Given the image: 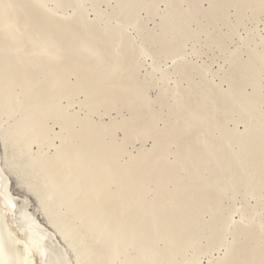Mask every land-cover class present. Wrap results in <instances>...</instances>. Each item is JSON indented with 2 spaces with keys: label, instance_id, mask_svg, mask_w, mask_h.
I'll list each match as a JSON object with an SVG mask.
<instances>
[{
  "label": "rangeland",
  "instance_id": "rangeland-1",
  "mask_svg": "<svg viewBox=\"0 0 264 264\" xmlns=\"http://www.w3.org/2000/svg\"><path fill=\"white\" fill-rule=\"evenodd\" d=\"M0 7L2 18L15 17L13 22L10 17H7L12 22L10 23L8 19L7 26L4 24L5 20V22L0 20V25L4 24L3 30L5 29V31L1 30L0 26L1 33H15L14 36L5 35V39L8 40H3L0 35V41H5V43L0 42V54L2 55L0 57L2 64H0V92L7 93V95L0 94V167L4 172L2 175L4 174L9 180L8 187L16 198V205L18 203V207L27 208L31 217L36 218L39 224L49 231L51 239L49 238L48 245L52 246L51 248L56 247L58 251L59 249L63 251L59 254L55 252V249L56 255L58 253L62 255V258L63 255H67L66 260H72L70 264H76L77 260L80 264H264V0H0ZM61 24L63 26H60ZM11 38L16 39L15 42H12L14 40ZM80 42L85 45L83 46ZM89 48H94L92 50L96 53L90 51ZM78 54L79 57H77ZM15 56L21 57L17 58L19 61ZM63 56L72 62L62 58ZM6 57L13 58L9 60ZM7 61L9 64L6 63ZM15 61L18 65L11 64ZM59 65L65 67L62 69ZM20 67L25 68V71ZM43 67H46V70ZM19 68L23 72L18 71ZM1 69L2 71L4 69V72ZM8 69L10 71H6ZM79 69L83 71L79 72ZM29 70L32 73L31 76L36 75V77H31ZM58 71L61 74L56 73ZM40 72H43V75ZM80 73L86 76H81ZM20 74H23L22 77L25 74L29 76L25 75L24 81ZM14 75L17 76V80L19 77L26 83L21 80L17 81ZM43 76L48 82L42 79ZM112 76H116L119 81ZM87 77L92 78L86 79L85 82L84 79ZM110 78L111 81L112 79L115 81L111 82ZM1 79L9 80L2 82ZM77 79L80 81L78 82ZM31 81L35 82L34 87L33 84H29L27 88L26 85ZM5 82H8V85ZM15 82L18 83L15 84ZM37 82L40 84L37 85ZM87 82H89V87L94 86L98 90L106 85L109 87V83L111 85L114 83L113 85H116V89L119 90V87L123 85L121 87L123 90L118 92L114 89L116 92L114 91L113 95L111 91L113 85L109 92L106 87L105 95L111 92L112 97L107 95L109 99H106L103 93L104 98L101 97L99 100L96 97L101 93L93 91V87V89L89 88ZM19 83L21 85H18ZM23 83L26 85L24 86ZM81 83L85 86L84 89ZM126 83L128 88L124 86ZM88 89H90L89 93ZM49 91L50 94H48ZM90 91L94 92L92 94L97 93V96L90 95ZM123 91H127L125 95L129 94V97L125 96V99L124 96L119 97L124 99H121L122 104L118 96L114 97L117 100H112L113 96L117 94L120 96ZM43 94L49 95L45 97L49 100H45ZM9 97L13 103H9ZM40 97L45 101L41 102ZM95 98L100 102L96 103ZM129 98L130 101H128ZM49 102L54 103L50 106ZM112 102H114L113 105ZM108 104L111 109L106 107ZM45 110L47 112H44ZM36 111L40 112L38 116L41 119L43 116L46 118L43 121L39 120ZM28 116V120L32 119L30 118L32 116L34 119V122L29 121L30 125H27V118H25ZM54 117L58 118L55 119L57 121ZM24 118L26 125L29 126L28 129L24 128ZM116 122L119 124L115 126ZM123 124H127L124 125L125 128H122ZM20 125L24 130L26 129L22 132L21 138L18 132ZM31 125L34 127L32 128ZM87 125H89L88 128ZM97 125L99 127L101 125V128H95ZM35 131L42 134L37 133L38 136H36ZM101 132L104 135H101ZM110 136L112 142H119L109 141L112 146L117 144L113 148L116 150L119 146L121 150L119 152L117 149L119 154L116 156L118 157L115 156L116 160H113L114 158L111 160L116 162V166L121 167L119 170L126 173V179L123 180L122 185L119 184L121 181L115 183L111 181L112 183L106 184L105 187L111 191L119 187L126 189L129 184L126 181H132L128 179L130 176L134 180L139 177L138 180L136 179L134 188L127 192L128 195L126 194L124 201L134 196V199L132 198L134 207L141 210L137 211L134 207L133 209L135 214L136 212L143 214L141 216L137 213L141 221L140 218L139 221L136 218L137 214L133 217L125 213L124 218L114 210L107 208L104 212L98 206L99 211L89 213V209L92 208L88 207L89 203L88 200L85 201V198L87 199V195L88 197L94 195L91 192L95 193L97 189H94L96 181L93 184L90 181L97 179V185L99 178L104 175L103 164L99 158L101 153L97 148L98 145L104 146V143L110 140ZM92 139H96L99 143L97 144ZM86 140L91 141L87 144ZM94 143L97 148L93 147ZM107 145L105 144L106 147ZM157 145L160 147L159 152L157 150L154 153V159L153 156L149 157L150 160L147 152L152 153ZM62 150L77 151L76 155L79 156H76L78 159L76 160L79 162L76 163H79V166L76 165V167L79 169L85 167L84 171L88 173L86 177H83L85 173L82 176L77 175L82 171L78 168L77 174L73 177L70 173L72 170L66 169L69 173L67 172L65 178L69 180L62 179L61 175L57 176L58 172H54L56 175L51 176L53 169L50 167H55V160L58 162L66 154L65 152L62 154ZM59 151L62 155L58 153ZM107 152L110 153L109 150ZM160 152L162 155L158 154ZM96 153L97 156H95ZM104 154L106 155V152ZM155 154L161 157L157 155L158 160H156ZM107 156L113 157L110 154ZM137 158L153 163L152 167L145 163L139 166L138 164L142 162L139 160V163L135 164L142 166L139 169L143 170L138 171L141 175L138 173L134 177L136 173L134 160L138 161ZM86 159L87 162H85ZM92 159H94V165ZM48 161H52L49 163L54 166H49ZM75 161L69 160L67 163L71 162V165L75 166V163L73 164ZM84 162L87 166H83ZM127 164L131 165L132 169ZM73 166L70 168L73 169ZM48 167L52 169L49 173ZM148 167L152 168V170L148 169L150 174L153 172L157 177L153 175L152 178L147 170ZM125 168L126 171L127 168L129 171L133 170V173L127 171L131 174L129 176ZM60 174L63 177L64 174L62 172ZM74 176L84 179L78 178L82 182L79 183L76 178L79 184L76 187L79 186L80 192L76 195L78 192L76 190L75 195L71 196L69 193H73L76 187H72L74 190L69 188L73 183H69L68 186V181H72L69 177L74 181ZM86 178L90 180L88 183ZM58 180L62 181L60 185L57 183ZM29 184L30 187H28ZM89 185H93L94 188ZM55 187H58L57 190ZM179 187L185 193H182V196ZM97 191L96 196L99 195ZM179 191L180 198L176 194ZM85 192L88 194L84 195ZM81 193L84 196H81ZM99 196L97 199L101 200ZM67 198L72 199L68 201ZM82 200L84 203H81ZM165 201L166 204H164ZM86 202L87 205H85ZM112 202L114 203L113 199ZM146 202L151 203L150 205L147 203L149 208L151 205L154 206L150 212L148 208L146 210V207L144 209V206H141ZM79 203L84 208L81 213H79L82 211ZM74 205L77 207L79 205V211L75 208L78 213L73 210ZM72 206L73 208H69ZM152 209L153 214H151ZM144 210L152 217L150 214H144L145 212H142ZM180 214L184 215V218L182 217L183 221H180L182 225L178 226L177 218L182 216ZM113 215H119V218ZM93 217L94 220L97 218L99 220L94 221ZM146 219L152 220L150 221L152 225L149 221L146 222ZM175 220L178 224L172 222ZM165 222L170 225L173 223V226L170 227ZM165 226L167 228L169 226L170 230L171 228L172 230L182 228L183 232L179 230L180 234L175 236L176 239L171 237L173 239L171 241ZM144 227L150 230L147 231L148 229ZM162 232L165 234L163 235ZM105 236L112 237L106 238ZM51 248L49 252L52 255L50 254L49 257L55 258ZM49 257L48 260L46 259L48 264L53 261L56 263L57 260L60 263L62 260L60 256H56L61 259L57 258L56 261L50 262L49 259L52 258ZM64 259L60 264H68ZM54 262L52 264H55Z\"/></svg>",
  "mask_w": 264,
  "mask_h": 264
},
{
  "label": "bare ground",
  "instance_id": "bare-ground-1",
  "mask_svg": "<svg viewBox=\"0 0 264 264\" xmlns=\"http://www.w3.org/2000/svg\"><path fill=\"white\" fill-rule=\"evenodd\" d=\"M27 4H28V3H27ZM21 6H22V5H21ZM0 8H1V7H0ZM8 9H9V8H8ZM12 10H13V9H12ZM0 11H1V9H0ZM4 13H5V12H4ZM11 13H12V12H11ZM5 14H6V13H5ZM7 14H8V13H7ZM2 15H3V14H2ZM12 15H13V14H12ZM5 16H6V15H5ZM7 17H10V16H6V17H4L5 19L2 18V17L0 16V18H1L0 20H3V21L5 20V21H6V23H4L5 21H4V22L2 21V22L5 24V26H7V23L9 24V22L12 23L13 20H14V18H15V17H14V18H11V17H10V19H12V22H11V20L8 18V19H9V22H8ZM16 18H17V17H16ZM17 19H18V18H17ZM17 19H15V21H16ZM35 22H36V21H35ZM4 24H3V25H2V24L0 25V26L2 27L1 30H3V28H4ZM15 24H16V23H15ZM15 24H14V26H15ZM59 24H60V23H59ZM55 26H56V25H55ZM55 26H54V27H55ZM60 26H63V25L61 24ZM64 26H65V25H64ZM67 26H68V25H67ZM55 28H57V27H55ZM61 28H63V27H61ZM66 28H67V27H66ZM66 28H65V29H66ZM65 29H63V30H65ZM67 29H68V28H67ZM70 29H71V28H70ZM1 30H0V35H2L3 40H8V39H5V38H6L5 35H7V34H9V33H5V34H4L3 32L1 33ZM68 30H69V29H68ZM71 30L73 31V29H71ZM3 31H5V29H4ZM9 32H10V30H9ZM64 32H65V31H64ZM10 33H11V32H10ZM3 34H4V35H3ZM14 34H15V33H14ZM14 34H9V35L14 36ZM30 34H31V33H30ZM71 34H72V32H71ZM73 35H74V34H73ZM7 36H8V35H7ZM30 36H32V35H30ZM75 36H76V35H75ZM64 37H65V36H64ZM70 37L72 38V36H70ZM7 38H8V37H7ZM14 38H15V37H14ZM14 38H11V40H12V39L14 40V41H12V42H15L16 39H14ZM66 38H67V37H66ZM64 39H65V38H64ZM3 40H1L0 42H2ZM60 40H61V39H60ZM69 40H70V39H69ZM74 40H75V39H74ZM81 40H82V39H81ZM67 41H68V40H67ZM26 42H27V41H26ZM60 42H61V41H60ZM65 42H66V41H64V43H65ZM78 42H79V41H78ZM82 42H83V41H82ZM86 42H88V41H86ZM3 43H5V41H3ZM3 43H2V44H3ZM9 43H10V41H9ZM20 43H21V42H20ZM22 43H23V42H22ZM68 43H69V42H68ZM70 43H71V41H70ZM80 43H81V42H80ZM89 43H90V42H89ZM77 44H78V43H77ZM81 44L83 45V43H81ZM86 44H87L88 46H90V44H88V43H86ZM3 45H4V44H3ZM21 45H22V44H21ZM62 45H63V44H62ZM69 45H70V44H68V46H69ZM84 45H85V44H84ZM84 45H83V46H84ZM10 46L13 47V45H10ZM63 46H64V45H63ZM65 46H66V45H65ZM70 46H71V45H70ZM78 46H80V45H78ZM88 46H86V47H88ZM91 46H92V45H91ZM7 47H9V46L7 45ZM76 47H77V46H76ZM4 48H5V47H4ZM18 48H19V47H18ZM82 48H83V47H82ZM10 49H11V48H10ZM64 49H65V48H64ZM68 49H69V48H68ZM72 49H73V48H72ZM92 49H94V48H89L90 51H91ZM11 50L14 51V49H11ZM17 50H18V49H17ZM17 50H16V51H17ZM19 50H20V48H19ZM26 50H28V49H26ZM55 50H56V49H55ZM96 50H97V49H96ZM58 51H59V49H58ZM69 51H70V50H69ZM69 51H68V52H69ZM76 51H78V50H76ZM76 51H75V52H76ZM11 52H12V51H11ZM21 52H22V48H21ZM26 52H27V51H26ZM75 52H74V53H75ZM92 52L94 53L95 50H94V51L92 50ZM12 53H13V52H12ZM14 53H15V52H14ZM19 53H20V52H19ZM19 53H17V54H19ZM22 53H23V52H22ZM55 53H56V55H57V50H56ZM79 53H80V52H79ZM95 53H96V52H95ZM3 54H5V53L3 52ZM20 54H21V53H20ZM58 54H59V52H58ZM62 54H63V53H62ZM75 54H76V53H75ZM0 55H1V54H0ZM6 55H7V54H6ZM8 55H9V54H8ZM11 55H12V54H11ZM59 55H60V54H59ZM23 56H24V55H23ZM26 56H27V55H26ZM51 56H52V55H51ZM61 56H62V55H61ZM65 56H67V55H65ZM84 56H85V55H84ZM0 57H2V55H1ZM7 57H8V56H7ZM7 57H6V58H7ZM18 57H19V56H18ZM18 57L15 56L16 59H17ZM52 57H53V56H52ZM57 57H58V56H57ZM70 57H71V56H70ZM77 57H79V54L77 55ZM80 57H81V56H80ZM9 58L12 59L13 57H12V58L9 57ZM9 58H7V59H9ZM19 58H21V57H19ZM62 58H64V56H63ZM10 59H9V60H10ZM22 59H23V58H22ZM22 59H20L21 62H22ZM47 59H48V58H47ZM64 59L67 60V58H64ZM71 59H74V58L71 57ZM75 59H76V58H75ZM77 59H78V58H77ZM79 59H80V58H79ZM84 59H85V58H84ZM17 60L19 61V59H17ZM50 60H51V57H50ZM52 60H53V59H52ZM18 61H17V62H18ZM28 61H29V60H28ZM55 61H56V60H55ZM55 61H54V62H55ZM63 61H64V60H63ZM67 61H68V60H67ZM69 61H71V60H69ZM69 61H68V62H69ZM78 61H80V60H78ZM78 61H77V62H78ZM81 61H82V60H81ZM81 61H80V62H81ZM83 61H84V60H83ZM86 61H87V60H86ZM8 62H9V61H7L6 63L9 64ZM25 62H26V61H25ZM29 62H30V61H29ZM31 62H32V60H31ZM38 62H39V61H38ZM50 62H51V61H50ZM59 62H60V61H59ZM71 62H72V61H71ZM73 62H74V61H73ZM77 62H76V63H77ZM88 62H90V61H88ZM14 63H16V61H15V62H12L11 64H14ZM61 63H63V62L61 61ZM65 63H67V62H65ZM65 63H64V64H65ZM82 63H83V62H82ZM84 63H85V62H84ZM90 63H91V62H90ZM0 64H1V62H0ZM7 64H6V65H7ZM22 64H23V65H24V64L26 65V63H22ZM22 64H21V65H22ZM29 64H30V63H29ZM47 64H48V63H47ZM47 64H46V65H47ZM67 64L69 65V63H67ZM73 64H74V63H73ZM1 65H2V64H1ZM3 65H4V63H3ZM16 65H18V64L16 63ZM31 65H33V64H31ZM37 65H38V64H37ZM37 65H36V66H37ZM42 65H43V64H42ZM44 65H45V64H44ZM77 65H78V64H77ZM80 65H81V64H79V66H80ZM10 66H11V65H10ZM36 66H35V67H36ZM55 66H57V65H55ZM59 66H60V65H59ZM71 66H74V65L71 64ZM84 66H85V65H84ZM87 66H89L88 63H87ZM102 66H103V65H102ZM8 67H9V66H8ZM11 67H16V66H13V65H12ZM40 67H42V66H40ZM47 67H48V66H47ZM62 67L64 68L65 66H60V68H62ZM74 67H76V66H74ZM74 67H72V68H74ZM96 67H97V66H96ZM1 68H3V67H1ZM4 68H5V67H4ZM20 68H21V67H20ZM20 68H19L18 71H22V70L25 71V68H21L22 70H21ZM26 68H27V67H26ZM55 68H56V67H55ZM63 68H62V69H63ZM69 68H70V66H69ZM76 68H77V67H76ZM78 68H79V67H78ZM85 68H87V67H85ZM92 68H93V67H92ZM98 68H101V67H98ZM15 69L17 70L18 67H16ZM38 69H39V68H38ZM41 69H42V68H41ZM41 69H40V70H41ZM43 69L46 70V67H45V68L43 67ZM87 69H88V68H87ZM90 69H91V67H90ZM93 69H94V68H93ZM101 69H102V68H101ZM27 70H28V69H27ZM32 70H33V69H32ZM48 70H49V68H48ZM53 70H55V69H53ZM58 70H59V69H58ZM80 70H82V69H79V72H80ZM96 70H97V68H96ZM98 70L100 71V69H98ZM1 71H2V69H1ZM6 71H10V69H8V70H6ZM42 71H43V70H42ZM61 71H62V70H60V72H61ZM76 71H77V70H76ZM82 71H83V70H82ZM82 71H81V72H82ZM90 71H91V72H92V71L94 72V70H90ZM2 72H4V69H3ZM22 72H23V71H22ZM54 72H55V71H54ZM60 72L58 71V72H56V73H60ZM65 72H66V71H64V73H65ZM74 72H75V71H74ZM74 72H73V73H74ZM77 72H78V71H77ZM86 72L88 73V70H87ZM12 73H14V72L12 71ZM25 73H26V72H25ZM28 73L30 74V76L32 75V73H30V70H29ZM38 73H39V72H38ZM52 73H53V72H52ZM69 73H70V72H69ZM69 73H68V74H69ZM87 73H85V74H87ZM96 73H97V72H96ZM2 74L5 75L6 73H2ZM7 74H8V75H13V74H10V73H7ZM14 74H15V73H14ZM18 74H19V73H18ZM33 74H35V73L33 72ZM36 74H37V73H36ZM40 74L43 75V72H40ZM60 74H61V73H60ZM80 74H81V73H80ZM15 75H17V73H16ZM15 75H14V76H15ZM20 75H21V74H20ZM22 75H23V74H22ZM22 75H21L20 77H22ZM25 75L27 76V74H25ZM25 75L22 77L23 79H24ZM42 75H41V76H42ZM53 75H54V74H53ZM53 75H52V76H53ZM65 75H67V73H66ZM78 75H79V74H78ZM83 75H84V73H83ZM83 75L81 74V76H83ZM98 75H99V72H98ZM98 75H97V76H98ZM113 75H114V74H113ZM118 75H119V74H118ZM1 76H3V75H1ZM18 76H19V75H18ZM28 76H29V75H28ZM28 76H27V77H28ZM44 76H45V75H44ZM44 76H43V77H44ZM50 76H51V75H50ZM61 76H62V75H61ZM72 76H73V75H72ZM75 76H76V75H75ZM84 76H86V75H84ZM99 76H100V75H99ZM11 77H12V76H11ZM16 77H17V76H15L14 79L17 80ZM31 77H36V75H33V76H31ZM31 77H30V78H31ZM37 77H38V76H37ZM43 77H42V79H45V77H44V78H43ZM48 77H49V76H48ZM62 77L64 78V74H63ZM67 77H68V75H67ZM92 77H93V76H92ZM92 77H91V78H92ZM94 77H95V76H94ZM113 77H115V79H117L116 76H112V78H113ZM76 78H77V77H76ZM78 78H79V77H78ZM82 78H83V77H82ZM91 78H88V77H87V78H85L84 80H85V82H86V81H87L86 79L89 80V79H91ZM95 78H96V77H95ZM37 79H39V78H37ZM46 79H47V78H46ZM46 79H45V80H46ZM61 79H62V78H61ZM61 79H60V80H61ZM68 79H69V78H68ZM93 79H94V78H93ZM93 79H92V80H93ZM3 80H7V81H8L9 79H1L2 82H3ZM18 80L20 81L21 79H19V77H18ZM18 80H17V81H18ZM29 80H30V79H29ZM29 80H28V81H29ZM32 80L34 81L33 78H32ZM55 80H57V79H55ZM58 80H59V79H58ZM77 80H78V79H77ZM81 80H82V79H81ZM94 80H95V79H94ZM10 81H11V80H10ZM21 81H23V80H21ZM24 81H25V79H24ZM24 81H23V82H24ZM33 81H31V83H30V82H29V83L27 82V83H28L27 85L24 84V83H26V82H24L23 84H24V86L26 85V87H27L29 84H33V83H35V82H33ZM46 81H47V80H46ZM46 81L44 82V84L46 83ZM79 81H80V80H78V82H79ZM99 81H100V80H99ZM108 81H109V80H108ZM110 81H111V78H110ZM113 81H115V80L112 79L111 82H113ZM117 81H119V80L117 79ZM12 82H14V81H12ZM38 82H39V81H38ZM38 82H37V85L40 84V83H38ZM41 82H43V81H41ZM47 82H48V81H47ZM53 82H54V81H53ZM62 82H63V81H62ZM72 82H73V81H72ZM85 82H83V84H84ZM95 82L98 84L97 80H96ZM121 82H123V81H121ZM126 82L129 84V82H128L127 80H126ZM7 83H8V82H5V84H7ZM16 83H18V82H15V84H16ZM20 83H21V82H20ZM20 83H19L18 85H21ZM57 83H59V82H57ZM87 83H88L87 86L89 87V82H87ZM91 83H92V82H91ZM108 83H109V82H108ZM108 83H107V84H108ZM127 83H126V85L124 84V86L127 87V85H128ZM10 84H11V83H10ZM23 84H22V85H23ZM53 84H56V83H53ZM67 84H68V83H67ZM70 84H71V83H70ZM76 84H77V83H76ZM97 84H96V85H97ZM113 84H114V83H112V85H113ZM115 84L118 85V83H115ZM7 85H8V84H7ZM18 85H17V86H18ZM34 85H35V84H33V87H34ZM51 85H52V84H51ZM81 85H82V83H81ZM85 85H86V83H85ZM91 85H92V84H91ZM93 85H94V84H93ZM112 85H111V83H109V85H108L109 87H107V85H106V87L108 88L107 92H109V90L112 89ZM121 85H122V84H121ZM5 86H6V85H5ZM29 86H30V85H29ZM45 86H46V85H45ZM45 86H44V87H45ZM82 86H83V89H84L85 86H84V85H82ZM114 86H115V88H114ZM122 86H123V85H122ZM122 86L119 87V88H120V90H119V89H116V85H113V89L111 90V91H112V94H113V95L115 94V92H116L115 90H118V92H121V91L123 90V89L121 90V87H122ZM26 87H25V89L28 88V87H27V88H26ZM31 87H32V86H31ZM42 87H43V86H42ZM71 87H72V86H71ZM71 87H70V88H71ZM74 87H75V86H74ZM90 87H91V88H92V87L94 88L93 91H95V92H97V93H101L102 96L99 94L98 97H96V96H97V95H96L97 93H96V94H92V93H94V92L90 91V95L92 94L93 97L95 96V97L98 98L99 100H100L101 97H103V96L106 94V93H105V92H106L105 89H107V88H106L105 86H104V88H103V87H100L101 92H99L100 90H98V88H95L94 86H90ZM90 87H89V88H90ZM117 87H118V86H117ZM126 87H125V88H126ZM5 88H6V87H5ZM5 88H4V89H5ZM11 88H12V87H11ZM14 88H15V86H14ZM19 88H20V87H19ZM36 88H37V87H36ZM36 88H35V91H36ZM38 88H39V87H38ZM47 88H48V87H47ZM77 88H78V87H77ZM77 88H76V89H77ZM93 88H92V89H93ZM127 88H128V87H127ZM1 89H3V87H1ZM9 89H10V88H9ZM21 89H22V88H21ZM39 89H40V88H39ZM45 89H46V88H45ZM49 89H50V88H49ZM67 89H68V88H67ZM86 89H87V87H86ZM96 89H97L98 91H97ZM102 89H104L105 91L102 90ZM114 89H115V90H114ZM6 90H7V89H6ZM13 90H14V89H13ZM27 90H29V89H27ZM52 90H54V89H52ZM89 90H90V89H88V91H87L88 93H89ZM0 91H1V90H0ZM2 91H3V90H2ZM8 91H10V90H8ZM50 91H51V89H50ZM50 91H49L48 94H50ZM102 91H104V92H102ZM114 91H115V92H114ZM3 92H4V91H3ZM25 92H27V91H25ZM78 92H79V91H78ZM78 92H77V93H78ZM126 92H127V91H126ZM126 92L123 91V92H122L123 95H122V93H121L120 96H119V94L116 93L117 95L113 96V99H112V100L114 101V99H115L114 97H116V96H118L117 98H119V97H121V96H124V99H125V96H126L125 93H126ZM128 92H129V91H128ZM17 93H18V92H17ZM28 93H29V92H28ZM33 93H34V91H33ZM52 93H53V91H52ZM82 93H83V92H82ZM85 93H86V91H85ZM103 93H104V95H103ZM0 94H6V95H7L6 92H4V93H1V92H0ZM19 94H20V92H19ZM22 94H24V93H22ZM41 94H42V93H41ZM55 94H56V93H55ZM57 94H58V93H57ZM60 94H61V93H60ZM126 94H127V93H126ZM6 95H5V96H6ZM43 95H44V98H45L46 96H49V95H45V94H43ZM90 95H89V96H90ZM107 95H109V97H112V96H110V95H111V92L108 93ZM107 95H105L104 97H107ZM128 95H129V94H128ZM128 95L126 96V98L129 97ZM138 95H139V94H138ZM2 96H3V95H2ZM15 96H16V95H15ZM18 96H20V95H18ZM24 96H26V95H24ZM39 96H40V95H39ZM51 96H52V95H51ZM51 96H50V97H51ZM55 96H56V95H55ZM57 96H58V95H57ZM57 96H56V97H57ZM62 96H63V94H62ZM89 96H88V101L90 102V100H89ZM22 97H23V96H22ZM37 97H38V96H37ZM53 97H54V96H53ZM90 97H91V96H90ZM93 97H92V98H93ZM104 97H103V98H104ZM109 97H107L106 99H109ZM2 98H3V97H2ZM4 98H5V97H4ZM7 98H8V97H7ZM7 98H6V99H7ZM9 98H10V99H9V101H10L9 103H13V102H11V97H9ZM23 98H24V97H23ZM27 98H28V97H27ZM35 98H36V97H35ZM96 98H95L96 103H97V102L99 103L100 101H97ZM6 99H5V100H6ZM15 99H16V98H15ZM38 99H39V97H38ZM40 99H41V100H40L41 102H42V101L44 102V101L47 100L48 98H47V99L45 98V100H42L43 98L40 97ZM52 99H53V98H52ZM52 99H50V100H52ZM90 99H91V98H90ZM93 99H94V98H93ZM119 99H120V98H119ZM121 99H122V98H121ZM121 99H120L119 102L122 104V100H124V99H122V100H121ZM133 99H134V97H133ZM2 100H4V99H2ZM19 100H21V99H19ZM24 100H26V99H24ZM48 100H49V99H48ZM110 100H111V99H110ZM112 100H111V101H112ZM115 100H117V99H115ZM127 100H128V99H127ZM127 100H126V101H127ZM32 101H33V100H32ZM111 101H110V104H111ZM128 101H130V98H129ZM4 102H6V101H4ZM30 102H31V100H30ZM33 102H34V101H33ZM37 102H38V101H37ZM37 102H35V103L37 104ZM55 102H57V101H55ZM92 102H93V101H91V103H92ZM105 102H106V100H105ZM107 102H108V101H107ZM123 102L125 103V101H123ZM9 103H8V105H9ZM27 103H28V102H27ZM39 103H40V102H39ZM46 103L48 104V102H46ZM46 103H45V105H46ZM49 103H50V102H49ZM51 103L53 104L54 102H51ZM51 103H50V104H51ZM86 103H88V102H86ZM91 103H88V104H91ZM108 103H109V102H108ZM113 103H114V102H112V105H113ZM124 103H123V104H124ZM129 103H130V102H129ZM24 104H25V103H24ZM24 104H23V105H24ZM29 104H31V103H29ZM52 104H51L50 106H52ZM88 104H87V105H88ZM93 104H94V103H93ZM93 104H92V105H93ZM102 104H104V103H102ZM102 104H101V105H102ZM106 104H107V103H106ZM140 104H141V103H140ZM140 104H139V105H140ZM5 105H7V102H6ZM25 105H26V104H25ZM27 105H28V104H27ZM32 105H33V104H32ZM37 105H39V104H37ZM48 105H49V104H48ZM115 105H117V104H115ZM124 105H125V104H124ZM127 105H128V103H127ZM35 106H36V105H35ZM39 106H40V105H39ZM41 106H42V105H41ZM43 106H44V105H43ZM90 106H91V105H90ZM193 106H195V105H193ZM9 107H10V106H9ZM45 107L47 108L48 106H45ZM61 107H63V106H61ZM106 107H110L109 104H108V106H106ZM120 107H121V106H120ZM31 108H32V106H31ZM37 108H38V107H37ZM98 108H99V107H98ZM100 108H101V107H100ZM100 108H99V109H100ZM102 108H103V106H102ZM194 108H195V107H194ZM32 109H33V111H34V108H32ZM32 109H31V110H32ZM65 109H66V108H65ZM110 109H111V107H110ZM40 110H41V109H40ZM57 110H58V109H57ZM29 111H30V110H29ZM195 111H196V110H195ZM42 112H43V111H42ZM44 112H47V110H45ZM93 112H94V111H93ZM105 112H106V111H105ZM108 112H109V111H108ZM149 112H150V111H149ZM32 113H33V112H32ZM36 113H37V111H36ZM38 113H40V112L38 111ZM38 113H37V116L40 115V114H38ZM53 113H55V112H53ZM43 114H44V113H43ZM47 114H49V113H47ZM57 114H58V113H57ZM28 115H29V114H28ZM30 115H32L31 112H30ZM45 115H46V114H45ZM52 115H53V114H52ZM65 115H66V114H65ZM33 116H35V115L33 114ZM33 116L30 117V118L33 119ZM42 116H43V115H42ZM148 116H149V115H148ZM38 117H39V116H38ZM48 117H50V116H48ZM51 117H52V116H51ZM51 117H50V118H51ZM56 117H58V115H57ZM56 117H54V120H55V119H58V118H56ZM25 118H27V120H26V122H28L27 125L29 124V121H30V123H31V121L34 122V119H33V120H32V119L28 120L29 116H28V117H25ZM25 118H24V122H25ZM44 118H46V117L43 116L42 119L39 117V120H42V121H43ZM145 118H146V117H145ZM48 120H49V119H48ZM82 120H83V119H82ZM35 121H36V119H35ZM55 121H57V120H55ZM69 121H70V120H69ZM74 121H76V120L74 119ZM74 121H73V122H74ZM85 121H86V120H85ZM26 122H25V127H24V126H23V127L26 128V129H28L27 127H29V126L26 125ZM37 122H39V121L37 120ZM66 122H67V121H66ZM71 122H72V121H71ZM87 122H89V121L87 120ZM87 122H86V124H87ZM117 122H119V121H117ZM117 122L115 123V126H116ZM124 122H126V121H124ZM22 123H23V122H22ZM40 123H41V121H40ZM80 123L82 124V122H80ZM80 123H79V124H80ZM89 123H90V122H89ZM113 123H114V122H113ZM113 123H112V124H113ZM119 123H120V122H119ZM119 123H118V124H119ZM121 123H122V122H121ZM36 124H37V123H36ZM42 124H43V123H42ZM71 124H72V123H71ZM84 124H85V122H84ZM118 124H117V125H118ZM213 124H214V123H213ZM23 125H24V124H23ZM29 125H30V124H29ZM32 125H33V123H32ZM32 125H31V126H32ZM38 125H39V124H38ZM73 125H75V124H73ZM90 125H91V124H90ZM93 125H94V124H93ZM95 125H96V124H95ZM121 125H122V124H121ZM124 125H127V124H123L122 128L124 127ZM130 125H131V124H130ZM137 125H138V124H137ZM20 126H21V128H19L20 131H18V132H20V138H21V137H22V132H24L26 129L24 130V128H22V125H20ZM47 126H48V125H47ZM88 126H89V125H87L86 127L88 128ZM110 126L112 127V125H110ZM110 126H109L108 130L110 129ZM133 126H134V125H133ZM140 126H142V125L140 124ZM33 127H34V126H32V128H33ZM69 127H70V125H69ZM69 127H66V128H69ZM92 127H93V126H92ZM96 127H99V126L97 125V126H95V128H96ZM113 127H114V125H113ZM117 127H118V126H117ZM125 127H126V126H125ZM125 127H124V128H125ZM16 128H17V127H16ZM40 128H41V127H40ZM63 128H64V127H63ZM75 128H76V127H75ZM84 128H85V126H84ZM89 128H90V127H89ZM99 128H101V125H100ZM103 128H104V125H103ZM106 128H107V127H106ZM120 128H121V126H120ZM130 128H132V127H130ZM19 129H18V130H19ZM41 129H42V128H41ZM64 129H65V128H64ZM72 129H73V128H72ZM90 129H92V128H90ZM127 129H128V128H127ZM36 130H37V128H36ZM38 130H39V129H38ZM43 130H44V129H43ZM47 130H48V129H47ZM65 130H66V129H65ZM97 130H99V131L102 130V131H103V129H98V128H97ZM113 130H114V129H112V131H113ZM39 131H40V130H39ZM68 131H69V130H68ZM109 131H110V130H109ZM128 131H130V130L128 129ZM160 131H161V130H160ZM15 132H16V131H15ZM35 132H36V131H35ZM44 132H45V131H43V133H44ZM94 132H95V131H94ZM104 132H105V130H104ZM29 133H30V132H28V134H29ZM31 133H32V132H31ZM37 133H38V132L35 133L36 136H38V134H42V133H38V134H37ZM78 133H79V132H78ZM80 133H81V132H80ZM23 134H24V133H23ZM46 134H47V133H46ZM49 134H50V133H49ZM49 134H48V135H49ZM81 134H82V133H81ZM95 134H97V132H96ZM110 134H111V133H110ZM110 134H109V135H110ZM112 134H113V133H112ZM142 134H143V133H142ZM44 135H45V134H44ZM44 135H43V136H44ZM78 135H79V134H78ZM87 135H88V134H87ZM99 135H100V134H99ZM101 135H104V134L101 132ZM45 136H46V135H45ZM97 136H98V135H97ZM106 136H107V134H106ZM106 136H105L104 138H106ZM32 137H33V136H32ZM64 137H65V136H64ZM85 137H86V135H85ZM102 137H103V136H102ZM165 137H167V136H165ZM37 138H39V137H37ZM45 138H46V137H45ZM78 138H79V137H78ZM86 138H87V137H86ZM88 138H89V137H88ZM91 138H92V137H90V139H91ZM100 138H101V137H100ZM104 138H102V139H104ZM110 138H111V136L109 137V139H110ZM112 138H113V137H112ZM159 138H160V137H159ZM161 138H162V136H161ZM161 138H160V139H161ZM168 138H170V137H168ZM29 139H30V138H29ZM32 139H33V138H31V140H32ZM40 139H41V138H40ZM56 139H57V138H56ZM74 139H77V138L74 137ZM82 139H84V138H82ZM165 139H166V138H165ZM165 139H164V140H165ZM27 140H28V139H27ZM31 140H30V141H31ZM33 140H35V139H33ZM38 140H39V139H38ZM49 140H50V139H49ZM49 140H48V141H49ZM51 140H53V139H51ZM80 140H81V139H80ZM92 140H94V139H92ZM162 140H163V139H162ZM164 140H163V141H164ZM41 141H42V140H41ZM72 141H73V140H72ZM74 141H75V140H74ZM77 141H78V140H77ZM81 141H82V140H81ZM83 141H84V140H83ZM86 141H88V140H86ZM89 141H91V140H89ZM89 141L87 142V144L89 143ZM94 141L97 143V140H96V139H95ZM94 141H92V142H94ZM104 141H106V140H104ZM109 141L112 142L113 140L110 139V140L107 141V143H108ZM28 142H29V141H28ZM101 142H103V141L101 140ZM111 142H109V145H110V146L107 145V143H104V146H103V145H98V148L96 147V146H97L96 143H94V145L92 144L93 147H96L97 150H98V152H100V153L102 154V155H101V154L99 153V154H100V155H99L100 157H99V156H98V157H99V158L101 159V161H102V164H103V165H102V164H101V165L103 166V169H102V170H104V175H102V176L99 178L100 181H99V184H97V185H96L97 179H96V180H92V181H90L89 179H87V178H88V177H87V178H86V179H87L86 181H87V183H88V181H90L91 184H93V182L96 181V182H94V185L96 186L95 188H94L93 185H89V186H93L92 188H94V189L97 188V189L95 190V193H96V191L98 190V191H97V192H98L97 194L101 195V196L98 195V196L100 197L101 200H98V199H99L98 196H96L95 193L91 192V193L94 194V195H92V196L90 195V197H88V195H87V199L85 198V201L88 200L87 202L90 204L91 207L89 206V204H88L87 202H86L85 205L88 204V207H89V208H92V209H93L94 207H96V208H95V210H94V209H93V210H92V209H89L90 211L92 210V211L90 212V211L88 210V208H87L85 205H84V206H85V208H87L86 210L89 211V213H92V214H93V212L96 211V210L99 211V209H101L102 211H104L105 209L109 208V209H111V211H113V210L116 211L117 213H119L120 216L122 215L124 218H125V215H123V214H125V213H127L128 216H129V215H132V216L134 217V215H136V214L138 213V212H136V214H135V211H134V209L136 208V207H134L135 205H134V203H133V201H132V198L134 199V196L132 195V198H131V199H127L126 201H124V197L126 196V194L128 195L127 192H129L130 190H132V189L134 188V184H135L136 181L139 179V177L136 178L137 180H136V179L134 180L133 177L131 178V176H130L131 174H129V173H130V171H132V173H133V170H130V171H129L128 169H129V168L132 169V166L130 165V166H131V167H130V166H128L129 164H127V166L129 167V168H127V171H129V173L126 171V168H125V171L129 174V176H130V178H131V179H130V178H128V179H129V180H132V181H126L127 183L129 182V184H127V188H126V189H124L123 187H119V188H117L115 191H111V190L108 189V187H105V185H106V184H109L111 181L114 182V183H115V182H118V181H121V182H119V184L122 185L123 180L126 179V178H125V177H126V176H125L126 173H124V171L119 170L121 167L116 166V164H115L116 162L113 161V160H116V159H115L116 157H118V156H116V154H119V153H118V150H119L120 147H119V146L116 147V148L118 149V150L116 149V150H117V151H116L115 148H113V147H114L115 145L117 146V144H115L114 146H112V144H110ZM114 142H115V141H114ZM114 142H112V143H114ZM71 143H72V142H71ZM98 143H99V142H98ZM98 143H97V144H98ZM115 143H119V142H115ZM27 144H28V143H27ZM39 144H40V143H39ZM49 144H50V143H49ZM49 144H48V145H49ZM76 144H77V142H76ZM80 144H82V143H80ZM87 144H86V145H87ZM102 144H103V143H102ZM105 144L107 145L108 148L105 146ZM120 144H121V143H120ZM156 144H158V143L156 142ZM41 145H42V144H41ZM77 145H78V144H77ZM95 145H96V146H95ZM65 146H66V145H65ZM80 146H81V145H80ZM26 147H27V146H26ZM26 147H25V148H26ZM57 147H58V146H57ZM84 147H85V146H84ZM86 147H87V146H86ZM89 147H90V146H89ZM89 147H88V148H89ZM93 147H92V148H93ZM110 147H111V148H110ZM157 147H158V145H157ZM157 147L155 146L156 149H153L154 151H152V153L147 152V156H148V158H149V157H152V156L154 155V153H155L157 150H158L157 152H159V148H160V147H158V149H157ZM28 148H29V147H28ZM80 148H81V147H80ZM109 148H110L111 150H110ZM112 148H113V149H112ZM56 149H57V148H56ZM61 149H62V148H61ZM78 149H79V148H78ZM86 149H87V148H86ZM90 149H91V147H90ZM58 150H60V148H58ZM87 150H88V149H87ZM91 150H92V149H91ZM91 150H89V151H91ZM94 150H95V149H94ZM97 150H96V151H97ZM108 150L110 151V153L107 152ZM114 150H115V151H114ZM39 151H40V150H39ZM60 151H61V150H60ZM60 151H59L58 153H60ZM82 151H83V150H82ZM92 151H93V150H92ZM112 151H114V152H112ZM120 151H121V150H119V152H120ZM160 151H161V150H160ZM63 152H65V151L62 150L61 153L63 154ZM68 152H69V153H68ZM68 152L66 151V152H65L66 154H64L63 157H62V159H59L58 162H57V160H55V162L53 161V162L55 163V165H56L58 168H60V169L55 168L56 166H55V167H50V168L53 169V173L51 172L52 169H50L49 167H48V169H49L50 171H48V170L45 169L46 171H48V173L51 172V174H52L51 176H53L54 172H55V173L58 172V173H57V176H60V175H61V178H62V179L69 180V179L65 178V175L67 174L68 171H71V170H72V172H70V173H72V174H71V177H73V175H76V174H77L79 167H76V165L79 166V163H76V162H79V161H77L78 159H77L76 156H79V155H76L77 151L75 152V151H73V150H70V151H68ZM85 152H86V151H85ZM105 152H106V155L104 154ZM61 153H60V154H61ZM92 153H93V152H92ZM94 153H95V152H94ZM107 153L110 154L111 156L113 155V157H110V158H109V157L107 156V155H108ZM148 153H150V154H148ZM37 154H38V153H37ZM62 154H61V155H62ZM67 154H68V155H67ZM85 154H86V153H85ZM158 154H161V152L158 153ZM158 154H157V155H158ZM65 155H67V156H65ZM81 155H83V154H81ZM90 155H91V154H90ZM94 155H95V154H94ZM97 155H98V154L96 153L95 156H97ZM144 155H146V154H144ZM144 155H143V156H144ZM157 155L155 154V158H156ZM161 155H162V154H161ZM48 156H49V155H48ZM53 156H54V155H53ZM57 156H58V154H57ZM64 156H65V157H64ZM85 156H86V155H85ZM115 156H116V157H115ZM147 156H145V159H147V158H146ZM159 156H160V155H158L157 157H159ZM50 157H51V156H50ZM55 157H56V155H55ZM55 157H54V158H55ZM58 157H59V156H58ZM104 157H105V158H104ZM160 157H161V156H160ZM160 157H159V158H160ZM60 158H61V157H60ZM93 158H94V157H93ZM111 158H114V159L111 160ZM143 158H144V157H143ZM152 158L154 159V156H153ZM74 159H75V160L77 159V160L75 161ZM105 159H106V160H105ZM137 159H138V161H136V162H135V160H134V164H135V163H139V160H140V162H141V161H142V162H141V164H140V163L138 164L139 166L142 165V163H145V165H148V164H149V166L152 167L151 164H152L153 162H151V161L148 162V160H144V161H143V160H141V159H139V158H137ZM149 159H150V158H149ZM43 160H44V159H43ZM61 160H63V161H61ZM66 160H68V161H66ZM69 160H73V161H75V162H73V164L75 163V166L71 165V162H70V163H67V162H69ZM80 160H81V159H80ZM82 160H84V159H82ZM92 160H93V165H94V159H92ZM150 160H151V159H150ZM156 160H158V159L156 158ZM109 161H110V162H109ZM131 161H132V160H131ZM152 161H154V160H152ZM49 162H52V161H48L49 166H54V164H53V165H50ZM64 162H65V163H64ZM81 162H82V161H81ZM85 162H87V159H86ZM85 162H84V165H83V166H87V165L85 164ZM156 162H157V161H156ZM59 163H60V164H59ZM66 163H67V166H68V167L66 166ZM88 163H89V162H88ZM88 163H87V164H88ZM132 163H133V162H132ZM132 163H131V164H132ZM69 165H70L71 167L73 166L75 169H74V168H73V169L70 168ZM90 165H91V164H90ZM135 165H136V164H135ZM135 165H134V166H135ZM138 165H136V166L134 167V170H135V172H136V173L134 172V173H135L134 177L137 176L136 174H138L140 171L143 170V169L140 170L139 168H141L142 166L139 167ZM43 166H44V165H43ZM80 166H82V163H80ZM115 166H116V167H115ZM127 166H126V167H127ZM183 166H184V165H183ZM10 167H11V166H10ZM170 167H171V166H170ZM54 168H55L56 170H58V171H56ZM77 168H78V169H77ZM167 168H168V167H167ZM66 169H68V171H67ZM69 169H71V170H69ZM81 169H82V171L78 172L79 174H77V175L82 176V174L85 173V171H84L85 167H84V168H81ZM81 169H79V170H81ZM86 169H88V167H86ZM93 169H94V168H93ZM93 169H92V170H93ZM122 169H123V168H122ZM145 169H146V168H145ZM148 169H151V170H152V168H149V167L147 168V170H148ZM12 170H13V169H12ZM59 170H61L60 173L62 172V173L64 174L63 177H62V174L59 173ZM75 170H76V172H75ZM89 170H90V168H89ZM96 170H97V168H96ZM98 170H99V169H98ZM151 170H150V171H151ZM169 170H171V169L169 168ZM169 170H167V171H169ZM73 171H74L75 173H74ZM83 171H84V172H83ZM94 171H95V170H94ZM138 171H139V172H138ZM0 172H1L0 175H1L2 173H4V172L2 171V167H0ZM146 172H147V171H146ZM148 172H149V170H148ZM148 172H147V173H148ZM68 173H69V172H68ZM80 173H81V174H80ZM96 173H97V172H96ZM96 173H95V174H96ZM123 173H124V174H123ZM142 173H143V172H142ZM144 173H145V171H144ZM86 174H88L87 171H86V173H85V176H83V177H86ZM95 174H94V175H95ZM128 174H127V176H128ZM149 174H150V172H149ZM54 175H56V174H54ZM139 175H141V173H139ZM150 175H152V178H153L154 173L152 172V174H150ZM167 175H168V174H167ZM192 175H193V174H192ZM3 176H4L3 181H2L1 178H0V264H48V261H47L48 259H47V258H48V257L50 256V254H51V253L49 252V249L52 247V246L50 247V246L48 245V240H49V238H50V233H49V231H47V229H45L44 227H42V226L39 224V222L37 221L36 218L31 217V215L28 213L27 208H25L24 206H20V207H18L17 210L15 209V207H16V198L11 194V192H10V190H9V187H8V186H9V185H8V184H9V180H8V178H6L4 174H3ZM51 176H48V177L51 178ZM57 176H55V177H57ZM80 176H79V177H80ZM87 176H88V175H87ZM129 176H128V177H129ZM132 176H133V175H132ZM154 176H156V175H154ZM160 176H161V175H160ZM0 177H1V176H0ZM66 177H67V175H66ZM71 177H69V178H70V180H72V181H68V186H69V183H73V184H72V185L70 184L71 187H69V188H72V187H74V186L76 187L77 185H79L78 182L76 181V178H77V180H78L79 177L74 176V178H75L74 181L77 182L76 185H75V182L73 181V179H72ZM83 177H82V179H81V178H79V179L83 180V179H84ZM93 177H94V176H93ZM93 177H92V178H93ZM96 177H97V176H96ZM96 177H95V178H96ZM140 177H141V176H140ZM156 177H157V176H156ZM156 177H155V178H156ZM166 177H167V176H166ZM59 178H60V177H59ZM150 178H151V177H150ZM159 178H160V177H159ZM57 179H58V177H57ZM62 179H61V180H62ZM103 179H105V180L102 181ZM146 179H148V178H146ZM26 180H27V179H26ZM49 180H50V179H49ZM133 180H134V181H133ZM150 180H151V179H150ZM152 180H153V179H152ZM152 180H151V181H152ZM156 180H158V178H157ZM55 181H57V180H55ZM55 181H53V182H55ZM63 181H64V180H63ZM78 181H79V180H78ZM147 181H148V180H147ZM60 182H62V181H60ZM60 182H59V180H58L57 183L59 184ZM66 182H67V181H66ZM83 182H84V181H83ZM90 182H89V183H90ZM112 182H111V183H112ZM159 182H162V181H159ZM26 183H27V182H26ZM50 183H51V182H50ZM79 183H82V182L79 181ZM97 183H98V182H97ZM104 183H105V184H104ZM54 184H55V183H53V185H54ZM58 184H57V186L60 185V184H59V185H58ZM84 184H86V183L84 182ZM84 184H83V185H84ZM103 184H104V185H103ZM65 185H66V184H65ZM159 185H162V184H159ZM159 185H157V186L160 187ZM80 186H81V184H80ZM84 186H85V185H84ZM179 186H180V185H179ZM28 187H30V184L28 185ZM59 187H60V186H59ZM65 187L68 188L67 186H65ZM82 187H83V186H82ZM85 187H86V186H85ZM158 187H157V189H159ZM182 187L184 188V186H182ZM53 188H54V187H53ZM55 188H56V187H55ZM57 188H58V187H57ZM57 188H56V190H57ZM66 188H65V189H66ZM83 188H84V187H83ZM162 188H163V186H162ZM168 188H169V187H168ZM72 189L74 190V188H72ZM84 189H85V188H84ZM163 189H164V188H163ZM184 189H185V188H184ZM184 189H183V190H184ZM66 190H67V189H66ZM69 190H70V191H69ZM76 190L78 191V192H76V195H77V194L80 192V188H79V186L76 187V189L73 191V193H69V195L72 196V194H74V192H75ZM88 190H89V191H92L93 189H91V190L88 189ZM160 190H161V189H160ZM174 190H175V189H174ZM179 190H180V187H179ZM68 191H69V192H72L71 189H68ZM81 191H82V188H81ZM83 191H84V190H83ZM89 191H87V192H89ZM158 191H159V190H158ZM175 191H176V190H175ZM175 191H174V192H175ZM180 191H181V190H180ZM180 191H179L178 193H176L177 195H179V198L182 196V193H183V191H181V196H180V194H179ZM57 192H58V191H57ZM87 192H85L84 195H86ZM46 193H47V192H46ZM48 193H49V192H48ZM160 193H161V191H160ZM166 193L168 194V192H166ZM87 194H88V193H87ZM156 194H157V193H156ZM167 194H166V195H167ZM172 194H173V192L171 193V195H172ZM176 194H174V195H176ZM183 194H185V193H183ZM39 195H40V194H39ZM69 195L67 196L68 198H69ZM74 195H75V194H74ZM74 195H73V196H74ZM84 195L81 193V196H84ZM169 195H170V193H169ZM169 195H168V196H169ZM174 195H173V196H174ZM40 196H41V195H40ZM71 196H70V197H71ZM95 196H96V198H95ZM162 196H163V195H162ZM164 196H165V195H164ZM46 197H47V196H46ZM50 197H51V196H50ZM78 197H79V196H78ZM176 197H177V196H176ZM37 198H38V197H37ZM68 198H67V200H68ZM76 198H77V196H76ZM97 198H98V199H97ZM152 198H153V197H152ZM170 198H171V196H170ZM187 198H188V197H187ZM71 199H72V198H70V200H71ZM82 199H83V197H82ZM112 199L114 200V203H113V202L111 203V200H112ZM172 199H174V198H172ZM44 200H45V199H44ZM70 200H68V201H70ZM78 200H79V199H78ZM162 200H163V199H162ZM166 200H167V199H166ZM181 200H183V199H181ZM73 201H74V200H73ZM79 201H81V200H79ZM79 201H78V202H79ZM82 201H83V200H82ZM100 201H102V202H100ZM167 201H168V200H167ZM171 201H172V200H171ZM176 201H177V200H176ZM176 201H175V202H176ZM179 202H180V200H179ZM181 202H182V201H181ZM188 202H189V200H188ZM192 202H193V201H192ZM196 202H197V201H196ZM196 202H195V203H196ZM71 203H72V202H71ZM81 203H84V201L81 202ZM147 203H148V202H146L145 204H142V205L140 204V205H141V206H144V209H145V207H146V210H147V208H148V210H149V212H150L151 208H153L154 206L152 207V205H151L150 208H149V206H148L149 203H148V204H147ZM171 203H172V202H171ZM73 204H75V203H73ZM135 204H137V203H135ZM150 204H151V203H150ZM150 204H149V205H150ZM156 204H158V203H156ZM164 204H166V201H165ZM172 204H174V203H172ZM180 204H181V203H180ZM180 204H179V205H180ZM79 205H80V203H79ZM79 205H78V207H77L76 205H74V208H73V206H72V207H69V208H73V210H75V208H76V209L78 210V209L80 208ZM81 205H82V204H81ZM81 205H80V206H81ZM140 205H138V206H140ZM160 205H161V204H159V206H160ZM168 205H169V204H168ZM17 206H19L18 203H17ZM70 206H71V205H70ZM75 206H76V207H75ZM93 206H94V207H93ZM97 206L99 207V209H97V208H98ZM157 206H158V205H157ZM133 207H134V209H133ZM185 207H186V206H185ZM82 208H83V207L81 206L80 210H82V211H79V210H78L79 213L83 212V209H84V208H83V209H82ZM140 208H141V207H140ZM167 208H168V207L166 206V209H167ZM109 209H108V211H109ZM155 209H156V208H155ZM77 210H75V212H76ZM136 210L139 211V210H141V209L138 210V208H136ZM142 210H143V208H142ZM146 210H144V211H142V212H145L144 214H146V213H147ZM184 210H185V209H184ZM78 211H77V213H78ZM105 211H106V210H105ZM105 211H104V212H105ZM111 211H110V212H111ZM155 211H156V210H155ZM158 211H159V210H158ZM167 211H168V210H167ZM185 211H186V210H185ZM193 211H194V210H193ZM84 212H85V210H84ZM96 212H97V211H96ZM96 212H95V213H96ZM156 212H157V211H156ZM86 213H88V212H86ZM99 213H100V212H99ZM99 213H98V214H99ZM108 213H109V212H108ZM108 213H107V214H108ZM114 213H115V212H114ZM114 213H113V214H114ZM117 213H116V214H117ZM139 213L141 214V212H139ZM139 213H138V214H139ZM154 213H155V212H154ZM168 213H169V212H168ZM180 213H181V212H180ZM183 213H184V212H183ZM83 214H85V213H83ZM83 214H82V215H83ZM111 214H112V213H111ZM138 214H137V215H138ZM147 214L149 215L150 213H147ZM151 214H153V209H152ZM151 214H150V216H151ZM155 214H157V213H155ZM89 215H90V214H89ZM89 215H88V216H89ZM109 215H110V214H109ZM119 215H113V216L118 217ZM137 215H136V216H137ZM142 215H143V214H141V216H142ZM148 215H147V216H148ZM180 215H182V214H180ZM18 216H20L22 219H25V220H26V223L23 224V225H22V224H19V222H18V220H19L18 218H19V217H18ZM79 216H80V215H79ZM88 216H87V217H88ZM93 216H94V215H93ZM95 216H96V215H95ZM95 216H94V217H95ZM113 216H112V217H113ZM128 216H127V217H128ZM136 216H135V217H136ZM145 216H146V215H145ZM145 216H143V217H145ZM153 216H154V215H153ZM178 216H179V215H178ZM81 217H82V216H81ZM94 217H93V220L95 219ZM96 217L99 218V216H96ZM104 217H105V216H104ZM151 217H152V216H151ZM151 217H149V218H151ZM179 217H181V219H180ZM179 217L177 218V216H176L177 220L179 221V225H178V226H181L182 223H181L180 221H183L184 215L179 216ZM182 217H183V218H182ZM90 218H91V217H90ZM90 218H89V219H90ZM98 218H97L96 220H99ZM102 218H103V217H102ZM118 218H119V217H118ZM120 218L122 219V217H120ZM136 218H138V221H139V218H140V221H141V217H139V215H138V217H136ZM185 218H186V216H185ZM100 219H101V216H100ZM103 219H104V218H103ZM110 219H111V218H110ZM114 219L116 220L117 218H114ZM121 219H120V220H121ZM96 220H94V221H96ZM131 220H132V219H131ZM143 220H144V219H143ZM143 220H142V221H143ZM177 220L172 221V222H173V223L175 222V223L178 224V222H176ZM87 221H88V220H87ZM91 221H92V220H91ZM107 221H108V220H107ZM117 221H118V219H117ZM126 221H127V220H126ZM136 221H137V220H136ZM147 221H149V220L146 219V222H147ZM150 221H152V220H150ZM150 221H149V223H150ZM89 222H90V221H89ZM132 222H134V220H133ZM146 222H145V223H146ZM167 222H168V221H167ZM172 222H171V223H172ZM87 223H88V222H87ZM95 223H96V222H95ZM99 223H101V222H99ZM115 223H116V222H115ZM125 223H126V222H125ZM142 223H143V222H142ZM152 223H153V222H152ZM165 223H166V222H165ZM165 223H164V224H165ZM173 223H172V225H170L169 223H168V224L166 223V224H167V225H170V227H171V226H173ZM180 223H181V224H180ZM32 224H34V226H32ZM55 224H56V223H55ZM136 224H137V223H136ZM136 224H135V225H136ZM147 224H148V223H147ZM150 224H151V223H150ZM166 224H165V225H166ZM184 224L186 225V223H184ZM107 225H108V224H107ZM135 225H134V227L137 226V225H136V226H135ZM143 225H144V224H143ZM143 225H142V226H143ZM148 225H149V224H148ZM151 225H152V224H151ZM167 225H166V226H167ZM175 225H176V224H174V226H175ZM185 225H184V226H185ZM98 226H99V225H98ZM145 226H146V225H145ZM160 226H161V225H160ZM163 226H164V225H163ZM166 226H165V227H166ZM184 226H183V227H184ZM114 227H115V226H114ZM114 227H113V229H114ZM147 227H148V226H147ZM110 228H111V227H110ZM144 228H145V229H148L147 231H149V230H150V229H149V228H150V225H149V228H146V227H144ZM153 228H154V227H153ZM162 228H163V227H162ZM168 228H169V226H168ZM168 228L166 227L165 229H167V232H168L167 235H170L169 237H170L171 241H173V239H176V237L178 236V233L180 234L179 230L181 231V229H182V228H181V229H178V228H177L178 230H177V229H176V230H172L173 228H171V230H170V228H169V229H168ZM97 229H98V228H97ZM107 229H109V228H107ZM130 229H131V228H130ZM130 229H129V230H130ZM142 229H143V228H142ZM94 230H95V229H94ZM102 230L104 231V229H102ZM116 230H117V229H116ZM151 230H152V227H151ZM168 230H170V231H168ZM98 231H100V230H98ZM109 231H110V230H109ZM124 231H125V230H124ZM131 231H132V230H131ZM152 231H153V230H152ZM175 231H178V232H175ZM106 232H107V231H106ZM169 232H170V234H169ZM182 232H183V230L181 231V233H182ZM109 233L111 234V232H109ZM109 233H108V234H109ZM162 233H163V232H162ZM171 233H172V234H171ZM164 234H165V233H163V235H164ZM144 235H145V234H144ZM149 235H151V234H149ZM158 235H159V234H158ZM97 236H98V235H97ZM107 236H108V235H107ZM175 236H176V237H175ZM105 237H106V236H105ZM110 237H112V236H110ZM110 237H106V238H110ZM120 237H121V236H120ZM142 237H143V236H142ZM161 237H162V236H161ZM169 237H168V238H169ZM171 237H172L173 239H172ZM46 238H47V239H46ZM93 238H94V237H93ZM50 239H51V238H50ZM115 242H116V241H115ZM174 242H175V241H174ZM140 244H141V243H140ZM48 246H49V248H48ZM112 247H113V246H112ZM171 248H173V247H171ZM55 249H56V247H55V248H54V247L51 248V250H53L52 253L55 254V256H54V254H53V257H55V258L49 257V258H52L51 260L49 259L50 262H51L52 260H55V261H56V259L58 258V257H56V256H60V257L62 256V255H59V254L62 253L63 251H62L61 249H59V251H60V252H59L57 249H56V250H55ZM110 249H111V248H110ZM173 249H174V248H173ZM54 250H55V252H58L59 254L57 253V255H56V253L54 252ZM61 251H62V252H61ZM116 252H117V251H116ZM48 253H49V255H48ZM51 255H52V254H51ZM47 256H48V257H47ZM66 256H67V255H66ZM66 256L63 255V258H62V257H61V258H62V260H63L64 257H65L64 261H65L66 263L70 264V262H72V260H69V259L66 260ZM60 257H59L58 259H61ZM76 257H77V256H76ZM77 258H78V257H77ZM148 258H149V257H148ZM46 259H47V260H46ZM62 260H60V261L63 262ZM82 260H83V259H82ZM82 260H81V261H82ZM58 261H59V260H57V262H58ZM67 261H68V262H67ZM53 262H54V261H53ZM53 262H51V264H52ZM57 262H56V263L54 262V263L57 264ZM61 262H60V263H61ZM79 262H80V261H79ZM79 262H78V260H77V261H76V264H77V263L80 264ZM58 263H59V262H58ZM60 263H59V264H60ZM62 264H63V263H62ZM71 264H72V263H71Z\"/></svg>",
  "mask_w": 264,
  "mask_h": 264
},
{
  "label": "water",
  "instance_id": "water-1",
  "mask_svg": "<svg viewBox=\"0 0 264 264\" xmlns=\"http://www.w3.org/2000/svg\"><path fill=\"white\" fill-rule=\"evenodd\" d=\"M0 173H1V172H0ZM0 176H1V177H0L1 180L3 181V179H4L3 175L1 174ZM17 208H18V206L16 205L15 209L17 210ZM18 217H19V218H18V219H19V220H18L19 224H22V225H23V224L26 223V220H25V219H22L20 216H18ZM32 226H34V224H32ZM46 239H47V238H46Z\"/></svg>",
  "mask_w": 264,
  "mask_h": 264
}]
</instances>
